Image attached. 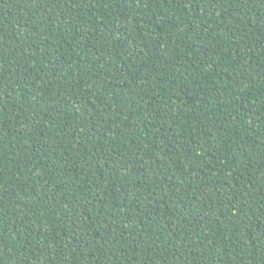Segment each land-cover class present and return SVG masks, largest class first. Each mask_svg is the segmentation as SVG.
Segmentation results:
<instances>
[{"label": "trees", "instance_id": "trees-1", "mask_svg": "<svg viewBox=\"0 0 264 264\" xmlns=\"http://www.w3.org/2000/svg\"><path fill=\"white\" fill-rule=\"evenodd\" d=\"M0 264H264V0H0Z\"/></svg>", "mask_w": 264, "mask_h": 264}]
</instances>
